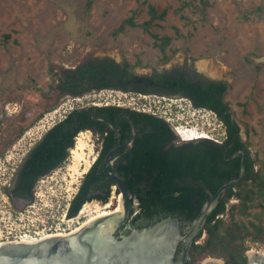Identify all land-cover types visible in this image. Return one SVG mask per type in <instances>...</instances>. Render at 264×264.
I'll use <instances>...</instances> for the list:
<instances>
[{"label":"rangeland","instance_id":"obj_1","mask_svg":"<svg viewBox=\"0 0 264 264\" xmlns=\"http://www.w3.org/2000/svg\"><path fill=\"white\" fill-rule=\"evenodd\" d=\"M210 1L206 15L188 7L181 16L175 12L180 0H0L1 243L25 235L11 232L16 227L14 214L42 213L49 217L57 213L65 218L58 220L63 222L58 229L41 231V237L56 230L70 233L96 213L94 206L79 213L74 221L66 217L69 202L86 174L80 171L86 160L93 161V149L99 144L92 130L81 131L88 145L85 159L76 158L71 150L64 165L38 182L33 204L19 209L8 192L15 167L43 134L74 107L117 104L143 108L167 120L171 118L166 111L175 109L177 119L193 118L190 124L195 123L209 137L222 140L226 134L215 110L197 108L182 96L104 89L66 97L48 111L57 99L54 71L61 66H72L89 57L128 59L136 63V68L162 66L179 55L217 60L227 67L230 76L226 98L237 119L245 123L255 157H264V0ZM148 2L169 8L167 18L152 27L153 32L174 36L168 60L154 44L151 31L142 25H129L114 33L135 8L139 10L138 22L146 20ZM174 25L183 35H177ZM233 198L231 203L238 201ZM222 217L227 218L228 213ZM247 245L264 252V242L250 238Z\"/></svg>","mask_w":264,"mask_h":264},{"label":"trees","instance_id":"obj_2","mask_svg":"<svg viewBox=\"0 0 264 264\" xmlns=\"http://www.w3.org/2000/svg\"><path fill=\"white\" fill-rule=\"evenodd\" d=\"M180 1L181 4L175 12L180 13L181 16H185L183 11L188 7L206 15L211 5L210 0ZM138 13V8L133 9L132 14L121 22L114 33L125 30L129 25H142L146 30L151 31L154 44L160 48L163 59L168 60L170 44L174 36L169 33L153 32L152 27L159 20L167 18L169 8H160L155 3L148 2L149 17L143 22H138ZM173 27L178 36L183 35L177 25ZM136 66V63L128 59L118 61L112 57H89L74 66H61L54 71L56 83L53 89L57 93V99L47 110L56 108L66 97L85 96L104 89L169 97L182 96L190 99L197 108L215 110L225 125L224 138L219 141L213 137H204L187 140L178 145L176 147L175 180L203 181L209 188L210 198L211 194L216 192L221 185L239 176L244 153L241 151L238 156L234 158L231 156L238 150H246L245 176L242 180L235 182L221 197L218 206L210 214L206 223L203 231L205 232L204 240L198 242L194 248L199 259L207 256L244 258L249 248L248 239L264 242V157H255L249 142L244 140L242 135L233 146L227 149L239 131L237 123L233 122V117L222 113L231 109L236 116L235 109L226 98L229 83L196 71L188 62L166 70L155 69L151 73H138ZM123 108L124 106L117 104H90L71 109L32 146L25 157L21 172L23 178L30 177L31 181H17L15 192L33 196L37 182L34 180L66 163L81 131L97 125L100 126L102 133L106 132L108 121L116 122V116ZM130 111L134 112V116L141 114L134 109ZM146 115L160 129L174 132L171 122L165 116L153 113ZM136 121H139L138 118ZM181 148H185L188 152L187 162L191 169L187 174L182 172L184 165L179 158ZM225 152L229 159H226ZM95 167L96 164H93L86 177L93 173ZM133 171L136 174V168H133ZM82 194L83 188L79 190L68 210L70 215L77 214L82 207L84 198L78 200ZM196 194L194 187L188 188L181 196L166 201L160 200L156 203L157 208L179 216L186 223H192L206 202L196 200L194 196ZM190 195L192 196L188 197ZM233 197H237L238 201L231 203L230 200ZM254 208L259 209L253 212ZM222 213H228V217L218 216ZM202 235L203 233L200 236Z\"/></svg>","mask_w":264,"mask_h":264},{"label":"flooded vegetation","instance_id":"obj_3","mask_svg":"<svg viewBox=\"0 0 264 264\" xmlns=\"http://www.w3.org/2000/svg\"><path fill=\"white\" fill-rule=\"evenodd\" d=\"M131 109L137 110L141 114L134 116V112L130 111ZM147 113L156 114L143 108L124 106L117 114L116 122L109 120L113 125L108 123L106 132L102 133L100 126L97 125L85 129L92 130L98 135L99 144L93 149V153L96 154L93 157V163L91 165L92 167L93 164H96V167L89 177H86V174L91 167L84 175L78 190L69 202L68 210L81 188H83V194L78 200L84 198L82 207L77 214L73 215H70L67 210L66 217L71 219L74 218V221L75 217L83 212L88 202L96 203V201H98V203L105 204L110 202L111 208L114 210L121 201L123 195L122 188L118 185V180L114 175L120 176L126 182L130 189L132 200L131 213L116 232L121 238L131 236L138 231H143L169 216H177L166 210H159L156 203L160 200L166 201L176 196H181L185 190L191 187H194L197 193L194 195L196 200L207 201L209 199V188L203 181L175 180L177 160L176 147L187 140L180 138L175 129L174 132L160 129L159 126L146 115ZM222 113L232 116V113L227 110ZM137 118L139 121H136ZM132 121H134L137 127V138L135 143L130 145L129 142L135 135ZM241 151L243 153L244 151L246 152L245 149L238 150L236 151L238 152L237 156ZM244 156H246V153H244ZM25 157H23L21 162L15 167L12 178L10 179L9 188L11 198L15 205H22V202L33 204L36 199L37 184L46 176L42 174L34 180L37 182L34 186L33 196L15 192L17 189V181H31L30 177L23 178L21 176ZM179 158L184 165L182 172L187 174L191 167L187 162L188 152L185 148H181ZM133 168H136V174ZM191 196L192 195L188 197ZM28 210L30 211L31 209ZM33 211L36 212L35 210ZM59 219L65 220V218L57 213L49 217L43 216L42 213L40 216H33L29 213L27 216L14 214L13 223L16 227H13L14 230L11 232H16V234H18L19 231L40 233L48 229H58V225L61 226L63 223L58 221ZM191 224L192 223H186L181 219L182 231L186 232ZM202 233L203 235L200 236V234V237L198 236L191 244L189 256L184 257L187 264H204L207 259L214 257L207 256L201 259L197 257L194 248L198 242H201L200 240L205 237V232ZM184 249V242H179L175 255L179 256L183 253ZM254 251L257 254L264 253L261 250L256 251L253 248H248L245 252V257L241 259H230L226 257L215 258L219 259L222 264H249L252 262L253 264H264L263 259L257 255H252Z\"/></svg>","mask_w":264,"mask_h":264},{"label":"water","instance_id":"obj_4","mask_svg":"<svg viewBox=\"0 0 264 264\" xmlns=\"http://www.w3.org/2000/svg\"><path fill=\"white\" fill-rule=\"evenodd\" d=\"M187 62L196 71L229 83L230 76L227 67L210 57L198 58L179 55L165 65L152 68H136V71L138 73H151L155 69L166 70ZM227 111L232 113L233 122L237 123L239 129L227 149L233 146L239 136L242 135L244 140L249 142L254 155L253 144L245 123L239 119L236 120V116L231 109ZM100 118L106 119L104 117ZM108 123L113 125L110 121ZM132 124L135 135L129 142L130 145H133L137 138V127L134 121H132ZM172 126L180 138L190 140L184 138L173 124ZM244 153L246 152L244 151ZM237 154L238 152H235L231 158L236 157ZM226 155L225 152L226 159H229ZM245 171L246 159L244 156L239 176L228 180L216 192L211 194L186 232L182 231L179 216H169L157 224L125 238H121L116 232L129 217L132 210V200L126 182L120 176L114 175L123 192L121 201L114 210L92 218L70 233H58L36 240L4 241L0 244V264H187L184 257L189 256L191 244L204 231L208 218L218 206L221 197L235 182L243 179ZM21 204L16 206L22 209L31 203L22 202ZM179 242H184L185 249L183 253L176 256L175 252ZM252 255H257L264 260V253L257 254L254 251ZM204 264L222 263L219 259L210 257ZM249 264H253V262Z\"/></svg>","mask_w":264,"mask_h":264},{"label":"bare ground","instance_id":"obj_5","mask_svg":"<svg viewBox=\"0 0 264 264\" xmlns=\"http://www.w3.org/2000/svg\"><path fill=\"white\" fill-rule=\"evenodd\" d=\"M179 133L184 138H187V139H190V140L191 139L200 138V137H203L204 136L203 134L200 133V131H197V130L182 131V133L181 132H179ZM87 146L88 145H87L86 140L84 139V134L82 132H80V134L77 136L76 146H74L72 148L74 156L76 158L85 159V155L84 154L86 153V150L88 148ZM92 163H93L92 160H90V161L89 160L88 161L86 160L85 167H84L83 170L80 171V173H86L89 170V168L91 167ZM89 207L90 208L94 207V210H95L96 213H94V215H92L88 220L84 221L80 226H78L77 228H75L73 231L77 230L79 227H81L83 224H85L88 221H90L92 218L97 217L99 215L106 214V213H110L112 211L111 203L110 202L107 203V204H105V205L104 204H100V203H91V202H88L86 204V206L84 207L83 211L86 208H89ZM59 233L66 234L65 232H59ZM50 235H52V234H45V235H42L41 237L40 236H38V237H36V236H27V237H24L23 239L24 240H36V239H40V238L47 237V236H50ZM0 244H1V242H0Z\"/></svg>","mask_w":264,"mask_h":264},{"label":"clouds","instance_id":"obj_6","mask_svg":"<svg viewBox=\"0 0 264 264\" xmlns=\"http://www.w3.org/2000/svg\"><path fill=\"white\" fill-rule=\"evenodd\" d=\"M166 114H169L170 118L169 121L175 126V128L178 130V132H181L182 131H188V130H197V131H200L198 127H196L195 123L193 125L190 124V122L192 121L193 118H188L186 120H181L182 117L179 116L178 119L176 118L178 114V112H176L175 109H171L168 111H166ZM175 120L174 122L172 120ZM190 120V121H189ZM186 122V123H185ZM187 128H189L188 130H186ZM201 134H203V138L205 136H209V134L204 130V131H200ZM202 138V137H200ZM197 139V138H196Z\"/></svg>","mask_w":264,"mask_h":264},{"label":"built area","instance_id":"obj_7","mask_svg":"<svg viewBox=\"0 0 264 264\" xmlns=\"http://www.w3.org/2000/svg\"><path fill=\"white\" fill-rule=\"evenodd\" d=\"M66 115V114H65ZM64 115V116H65ZM63 116V117H64ZM63 117H61V118H63ZM216 140H219V141H222V140H220V139H216ZM72 150V149H71ZM234 199V198H233ZM235 200V199H234ZM224 215V213H222V214H220V215H218V216H223ZM59 232H61V231H59V230H56V231H54V232H51V233H49V234H52V235H54V234H58ZM38 234H39V232H37V233H35V234H29V233H27V232H25V235H22L21 237H20V239H23L24 237H27V236H36V237H38ZM42 236V235H41ZM17 240H19V239H17Z\"/></svg>","mask_w":264,"mask_h":264}]
</instances>
